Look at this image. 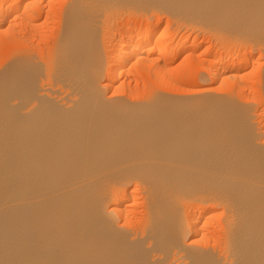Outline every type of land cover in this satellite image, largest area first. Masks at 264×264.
I'll return each mask as SVG.
<instances>
[{"label": "bare ground", "instance_id": "6f19581e", "mask_svg": "<svg viewBox=\"0 0 264 264\" xmlns=\"http://www.w3.org/2000/svg\"><path fill=\"white\" fill-rule=\"evenodd\" d=\"M0 264H264V0H0Z\"/></svg>", "mask_w": 264, "mask_h": 264}, {"label": "rangeland", "instance_id": "374dc122", "mask_svg": "<svg viewBox=\"0 0 264 264\" xmlns=\"http://www.w3.org/2000/svg\"><path fill=\"white\" fill-rule=\"evenodd\" d=\"M42 19H43V18H42ZM51 28H52V27H50L49 29H51ZM49 29H48V31H50ZM48 33H50V32H48ZM204 42H205V43H204V45H205V46H206V45H208V43H207L208 41H207V40H205ZM44 46H45V45H44ZM176 62H177V61H176ZM177 63H178V64H179V66H181V67H185V65H186V63H185V62H182V60H181V59H179ZM181 63H182L184 66H183ZM130 76H131V78H132V77H134V75H133V74H132V75H129V76L127 77V78H128V80H129ZM127 78H126V79H127ZM249 85L251 86L250 88H252V87H253V85H252V84H250V82H249ZM252 89H254V88H252ZM247 96H248V95H247Z\"/></svg>", "mask_w": 264, "mask_h": 264}]
</instances>
